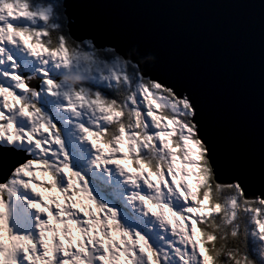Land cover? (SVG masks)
<instances>
[{"label":"snow or ice","instance_id":"6c2138e0","mask_svg":"<svg viewBox=\"0 0 264 264\" xmlns=\"http://www.w3.org/2000/svg\"><path fill=\"white\" fill-rule=\"evenodd\" d=\"M74 23L0 0V264H264V176L221 165L188 88Z\"/></svg>","mask_w":264,"mask_h":264},{"label":"water","instance_id":"95a60500","mask_svg":"<svg viewBox=\"0 0 264 264\" xmlns=\"http://www.w3.org/2000/svg\"><path fill=\"white\" fill-rule=\"evenodd\" d=\"M73 31L114 43L197 98L217 157L264 176V0H66ZM152 57V59H148Z\"/></svg>","mask_w":264,"mask_h":264},{"label":"clouds","instance_id":"9594fccd","mask_svg":"<svg viewBox=\"0 0 264 264\" xmlns=\"http://www.w3.org/2000/svg\"><path fill=\"white\" fill-rule=\"evenodd\" d=\"M148 59H152V57H149ZM70 83H78V80H74V79H69Z\"/></svg>","mask_w":264,"mask_h":264},{"label":"trees","instance_id":"16d2710c","mask_svg":"<svg viewBox=\"0 0 264 264\" xmlns=\"http://www.w3.org/2000/svg\"><path fill=\"white\" fill-rule=\"evenodd\" d=\"M37 1H39V2H41V0H37ZM254 245L252 244V242H251V240L249 241V247H250V249L253 247Z\"/></svg>","mask_w":264,"mask_h":264},{"label":"rangeland","instance_id":"374dc122","mask_svg":"<svg viewBox=\"0 0 264 264\" xmlns=\"http://www.w3.org/2000/svg\"><path fill=\"white\" fill-rule=\"evenodd\" d=\"M33 2H39V1H37V0H33ZM190 182H192V181H190Z\"/></svg>","mask_w":264,"mask_h":264}]
</instances>
